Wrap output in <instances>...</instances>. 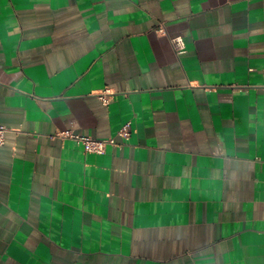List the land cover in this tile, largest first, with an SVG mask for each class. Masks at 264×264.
I'll use <instances>...</instances> for the list:
<instances>
[{
	"label": "crops",
	"instance_id": "obj_1",
	"mask_svg": "<svg viewBox=\"0 0 264 264\" xmlns=\"http://www.w3.org/2000/svg\"><path fill=\"white\" fill-rule=\"evenodd\" d=\"M263 70L264 0H0V264H264Z\"/></svg>",
	"mask_w": 264,
	"mask_h": 264
},
{
	"label": "built area",
	"instance_id": "obj_2",
	"mask_svg": "<svg viewBox=\"0 0 264 264\" xmlns=\"http://www.w3.org/2000/svg\"><path fill=\"white\" fill-rule=\"evenodd\" d=\"M158 31L160 33H164L165 31L164 25H161ZM171 42L177 55L180 56L185 53L186 44L182 37L173 38ZM263 78H264V70H263ZM110 95H111L110 91H105L99 96V98L105 105H107L110 102V98H109ZM8 132L9 129L6 126L0 125V146H3L5 144L6 134ZM132 134H133V128L130 123L124 125L118 132V136L121 137L124 141H129ZM56 136L61 139L74 140L75 142L83 146L84 151L86 153H92L98 155H104L109 147L118 146V143L116 142L115 138H110L107 140H97L91 137L79 136L72 133H64V132L57 133Z\"/></svg>",
	"mask_w": 264,
	"mask_h": 264
}]
</instances>
